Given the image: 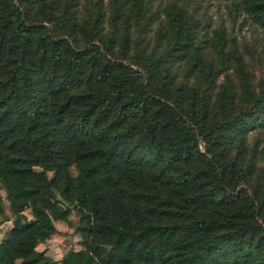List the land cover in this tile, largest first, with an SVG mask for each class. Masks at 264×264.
Returning <instances> with one entry per match:
<instances>
[{
  "label": "trees",
  "instance_id": "16d2710c",
  "mask_svg": "<svg viewBox=\"0 0 264 264\" xmlns=\"http://www.w3.org/2000/svg\"><path fill=\"white\" fill-rule=\"evenodd\" d=\"M218 1L264 30V0ZM245 64L178 1L0 0V264H44L73 209L59 264H264V71Z\"/></svg>",
  "mask_w": 264,
  "mask_h": 264
},
{
  "label": "rangeland",
  "instance_id": "374dc122",
  "mask_svg": "<svg viewBox=\"0 0 264 264\" xmlns=\"http://www.w3.org/2000/svg\"><path fill=\"white\" fill-rule=\"evenodd\" d=\"M95 0H88L92 4ZM167 1H178L192 8L201 21L204 31L212 35V29L220 26L225 29L228 44H233L245 60L247 69L257 77L264 71V30L254 24L248 17L241 12H235L223 1L218 0H151L153 6L162 7ZM258 133L251 132L248 135L249 141H253ZM72 173L76 172L74 166L70 168ZM15 183L19 191L23 190L20 180ZM28 183L34 184L33 179H28ZM1 196L4 202V213L0 214V243L4 239L7 231L12 226L13 215L9 210L5 192L1 188ZM57 199L63 207L59 197ZM24 214L28 219L33 218L29 208L24 209ZM78 215L73 209L67 217L54 220L58 229L51 234L45 241L37 244L36 248L44 254L40 263L59 264L62 255L69 249H78L79 236L75 231Z\"/></svg>",
  "mask_w": 264,
  "mask_h": 264
}]
</instances>
